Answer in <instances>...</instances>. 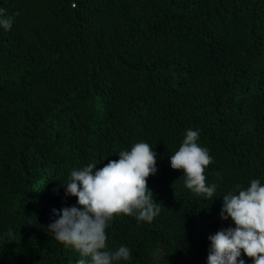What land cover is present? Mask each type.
<instances>
[{
	"label": "trees",
	"instance_id": "trees-1",
	"mask_svg": "<svg viewBox=\"0 0 264 264\" xmlns=\"http://www.w3.org/2000/svg\"><path fill=\"white\" fill-rule=\"evenodd\" d=\"M0 14V264L84 258L47 229L77 203L63 183L139 141L161 211L110 222L109 249L132 251L117 264H207L208 236L235 226L222 196L264 182V0H0ZM188 128L213 157V201L170 166Z\"/></svg>",
	"mask_w": 264,
	"mask_h": 264
},
{
	"label": "clouds",
	"instance_id": "clouds-1",
	"mask_svg": "<svg viewBox=\"0 0 264 264\" xmlns=\"http://www.w3.org/2000/svg\"><path fill=\"white\" fill-rule=\"evenodd\" d=\"M13 19L0 14V27L12 28ZM199 130L188 128L178 150L170 155V166L182 169L185 186L212 201L217 185L208 183L206 167L213 161L209 150L199 144ZM118 160L103 167L96 163L73 169L65 196L77 197V203L52 209L54 219L47 225L52 236L81 255L77 264H117L128 261L132 251L127 245L111 250L107 228L116 215H135L138 221L151 222L160 214L153 190L148 185L155 175L157 154L145 141L121 150ZM223 195L220 217L231 219L229 226L208 236L207 264H264V182L251 179L246 188ZM82 206V207H78ZM251 258L246 261L243 256ZM86 258V259H85Z\"/></svg>",
	"mask_w": 264,
	"mask_h": 264
}]
</instances>
